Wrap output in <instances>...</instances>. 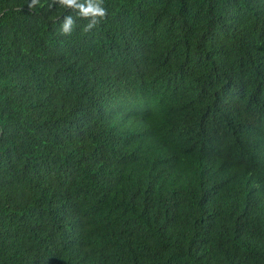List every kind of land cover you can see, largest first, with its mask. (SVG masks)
I'll use <instances>...</instances> for the list:
<instances>
[{
	"label": "trees",
	"instance_id": "1",
	"mask_svg": "<svg viewBox=\"0 0 264 264\" xmlns=\"http://www.w3.org/2000/svg\"><path fill=\"white\" fill-rule=\"evenodd\" d=\"M31 4L0 0V264H264V0Z\"/></svg>",
	"mask_w": 264,
	"mask_h": 264
},
{
	"label": "clouds",
	"instance_id": "2",
	"mask_svg": "<svg viewBox=\"0 0 264 264\" xmlns=\"http://www.w3.org/2000/svg\"><path fill=\"white\" fill-rule=\"evenodd\" d=\"M37 3L38 0H32V4L29 7ZM58 3L65 8L77 11L79 17L88 19L90 22L87 24L86 30L93 28L107 16V11L103 7V0H85L84 3H80L79 0H58ZM73 25V18L71 16L65 17L62 32L65 35H70Z\"/></svg>",
	"mask_w": 264,
	"mask_h": 264
}]
</instances>
